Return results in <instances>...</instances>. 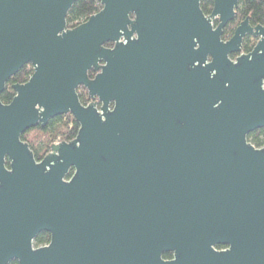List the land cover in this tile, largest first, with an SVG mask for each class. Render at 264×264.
<instances>
[{"label":"water","instance_id":"water-1","mask_svg":"<svg viewBox=\"0 0 264 264\" xmlns=\"http://www.w3.org/2000/svg\"><path fill=\"white\" fill-rule=\"evenodd\" d=\"M76 1L0 0V94L32 67L0 101V264H264V146L247 141L264 25L223 40L238 0H95L71 28ZM67 113L76 137L36 160L21 135Z\"/></svg>","mask_w":264,"mask_h":264},{"label":"trees","instance_id":"trees-1","mask_svg":"<svg viewBox=\"0 0 264 264\" xmlns=\"http://www.w3.org/2000/svg\"><path fill=\"white\" fill-rule=\"evenodd\" d=\"M213 5L212 0H202L200 7L204 14L211 12ZM101 6L95 0H77L69 9L66 16V24L68 27H75L84 22L90 15L98 12ZM246 17L249 19L251 25H264V0H238V6L235 9V15L223 29L222 38L228 39L232 36L235 27L243 21ZM217 24V20L214 21ZM256 39L250 36L244 37L242 41V51L249 52ZM107 46V43L105 44ZM32 74L31 65L23 66L14 76H12L6 83L3 92L0 94V101L7 104L14 96V91L11 85L14 83L25 82ZM94 72L88 71V76L93 77ZM77 93L80 101L87 104L90 101L87 91L84 87L79 86ZM79 125L74 120L70 113L58 115L49 119L45 126L37 125L36 127L27 129L22 135L21 140L26 142L33 152L36 160H41L46 154L50 152L51 145L62 141H71L77 135ZM247 141L253 146L259 148L264 146V127L256 129L247 135ZM72 174L69 172L68 177ZM50 235L47 232H40L33 240L34 247H39L48 244ZM170 253L163 254L164 258H169ZM9 264H18L17 261L12 260Z\"/></svg>","mask_w":264,"mask_h":264},{"label":"flooded vegetation","instance_id":"flooded-vegetation-1","mask_svg":"<svg viewBox=\"0 0 264 264\" xmlns=\"http://www.w3.org/2000/svg\"><path fill=\"white\" fill-rule=\"evenodd\" d=\"M247 18V17H246ZM214 25H216V24H214ZM251 25V24H250ZM234 32V31H233ZM246 36H249V35H246ZM246 36H244V37H246ZM244 37H243V39H244ZM251 37V36H250ZM253 38V37H252ZM223 39V38H222ZM229 39V38H228ZM243 39H242V41H243ZM256 39V38H255ZM223 40H226V39H223ZM256 41H257V39H256ZM256 44V43H255ZM254 44V45H255ZM112 46V44L111 43H107V46L106 47H111ZM254 47V46H253ZM252 47V48H253ZM251 51V50H250ZM241 52L242 53H247V52H243L242 51V44H241ZM234 56L235 55H231V57L232 58H234ZM94 75H95V73H94ZM93 75V76H94ZM23 83V82H22ZM83 87V86H82ZM87 91V90H86ZM87 94H88V92H87ZM79 97V96H78ZM88 97H89V95H88ZM90 98V97H89ZM80 100V99H79ZM81 102V101H80ZM91 102H97V98H90V101L89 102H87V104H89V103H91ZM82 103V102H81ZM83 104V103H82ZM87 104H83V105H87ZM100 106V103H98L97 102V107H99ZM45 232V231H44ZM48 233V232H47ZM50 235V234H49ZM49 243V242H48ZM214 248L216 249V250H218V251H221V250H225L226 248H227V246L226 245H220V244H218V245H216V246H214ZM166 253H170L171 254V252H166ZM165 254V253H164ZM162 257H163V255H162ZM172 257V254H171V256L169 257V258H164V259H170Z\"/></svg>","mask_w":264,"mask_h":264}]
</instances>
